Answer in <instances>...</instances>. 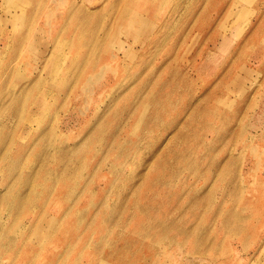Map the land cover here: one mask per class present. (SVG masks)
<instances>
[{
    "label": "rangeland",
    "instance_id": "rangeland-1",
    "mask_svg": "<svg viewBox=\"0 0 264 264\" xmlns=\"http://www.w3.org/2000/svg\"><path fill=\"white\" fill-rule=\"evenodd\" d=\"M0 264H264V0H0Z\"/></svg>",
    "mask_w": 264,
    "mask_h": 264
},
{
    "label": "bare ground",
    "instance_id": "bare-ground-1",
    "mask_svg": "<svg viewBox=\"0 0 264 264\" xmlns=\"http://www.w3.org/2000/svg\"><path fill=\"white\" fill-rule=\"evenodd\" d=\"M159 11H160V6H159V8H157V6H155V10H154L153 14L158 13Z\"/></svg>",
    "mask_w": 264,
    "mask_h": 264
}]
</instances>
